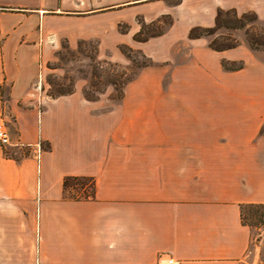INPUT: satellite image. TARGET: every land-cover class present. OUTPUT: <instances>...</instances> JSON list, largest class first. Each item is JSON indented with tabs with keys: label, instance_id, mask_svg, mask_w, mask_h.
<instances>
[{
	"label": "crops",
	"instance_id": "1",
	"mask_svg": "<svg viewBox=\"0 0 264 264\" xmlns=\"http://www.w3.org/2000/svg\"><path fill=\"white\" fill-rule=\"evenodd\" d=\"M57 3L0 0V118L21 153L0 146V264H264V231L241 222L242 205L264 204V50L192 41L168 87L197 97L139 96L164 77L147 67L109 109L78 90L49 99L40 69L71 34ZM191 9L192 26L220 10L264 25V0ZM66 176L94 178L95 197L63 199Z\"/></svg>",
	"mask_w": 264,
	"mask_h": 264
},
{
	"label": "rangeland",
	"instance_id": "2",
	"mask_svg": "<svg viewBox=\"0 0 264 264\" xmlns=\"http://www.w3.org/2000/svg\"><path fill=\"white\" fill-rule=\"evenodd\" d=\"M193 1L67 0V9L57 11V15L67 16L71 34L67 39H56L52 57L42 64L40 94L50 99L58 92L78 90L83 95L86 91L96 100L106 99L104 108L109 109L111 104L119 103L120 93L125 96L139 72L151 67L152 77L158 78L160 71L164 77L158 85L139 90L138 93L142 92L139 96L197 97L200 96L197 88L168 87L170 71L175 65L171 61L174 62L176 55L188 59L192 41L202 39L206 47L216 51L241 44L252 51L264 50V25L253 19L254 14H247L241 20L233 13L223 15L220 22H226L227 26H220L199 39H189L190 29L199 27L190 25L194 12L197 13L191 9ZM182 5L187 8L183 9ZM227 65L235 67L239 62H227ZM5 100L6 96L0 105L6 110ZM40 145L37 147L42 149ZM10 146H5L10 153L21 154L10 150ZM263 231L264 222L254 226L253 239L258 241ZM258 252L262 259L264 245Z\"/></svg>",
	"mask_w": 264,
	"mask_h": 264
},
{
	"label": "trees",
	"instance_id": "3",
	"mask_svg": "<svg viewBox=\"0 0 264 264\" xmlns=\"http://www.w3.org/2000/svg\"><path fill=\"white\" fill-rule=\"evenodd\" d=\"M233 13L232 11H218L215 19V25L211 28H202V27H193L190 29L188 38L199 39L203 36L210 35L214 33L220 26H227L226 22H220V19L223 15H228ZM234 14V13H233ZM246 15H243L238 20L244 19ZM253 19L256 17L253 15ZM242 24V23H241ZM228 49V48H225ZM224 50V49H220ZM219 51V50H217ZM222 66L225 70L234 71L241 68V65L235 67H229L227 62H223ZM115 85V84H114ZM113 85V86H114ZM72 90L67 92H58L55 95H51V98H57L60 96H66L72 94ZM122 95V93H120ZM84 98L88 101H95L96 97L89 96L86 91H83ZM118 96L117 99L122 98ZM49 147L46 146V149ZM8 156L7 152H4ZM11 157H13L11 155ZM63 199L65 200H90L95 197V180L92 177L85 176H66L63 179ZM241 222L243 225H246L250 228L260 225L264 222V204H245L241 206Z\"/></svg>",
	"mask_w": 264,
	"mask_h": 264
},
{
	"label": "built area",
	"instance_id": "4",
	"mask_svg": "<svg viewBox=\"0 0 264 264\" xmlns=\"http://www.w3.org/2000/svg\"><path fill=\"white\" fill-rule=\"evenodd\" d=\"M10 145H11V142H10L9 135L7 131L5 130V124L3 120L0 118V146L5 147V146H10ZM160 264H179V263L176 261H173L172 259H166Z\"/></svg>",
	"mask_w": 264,
	"mask_h": 264
}]
</instances>
